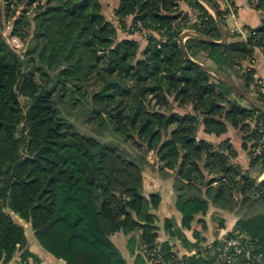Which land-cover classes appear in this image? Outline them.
Masks as SVG:
<instances>
[{
    "label": "trees",
    "instance_id": "1",
    "mask_svg": "<svg viewBox=\"0 0 264 264\" xmlns=\"http://www.w3.org/2000/svg\"><path fill=\"white\" fill-rule=\"evenodd\" d=\"M117 1L115 18L142 33L144 48L138 39H119L100 0H0V262L18 251L22 262L32 258L14 216L66 264H128L113 240L121 233L129 236L133 264H154L158 255L173 260L178 255L159 241L161 221L153 213L161 196L145 190L149 153L162 175L174 173L184 229L212 203L238 217L237 229L264 258V200L256 186L264 163L253 154L264 114L200 66L264 105L255 68L257 51H264V0H248L260 26L228 30L223 43L200 0ZM203 1L223 23L235 7L234 0ZM7 27L29 55L7 41ZM187 31L216 43L197 36L183 43ZM85 112L96 132L111 131L130 149L83 132L77 121ZM229 126L249 145L248 168L236 163L229 140L215 145L199 137L202 127L221 136ZM164 229L174 235L171 220Z\"/></svg>",
    "mask_w": 264,
    "mask_h": 264
},
{
    "label": "crops",
    "instance_id": "2",
    "mask_svg": "<svg viewBox=\"0 0 264 264\" xmlns=\"http://www.w3.org/2000/svg\"><path fill=\"white\" fill-rule=\"evenodd\" d=\"M235 7L232 14H229L227 19L231 17L233 21L232 26H228L227 19L224 26L227 31H234L241 29L243 26L252 28L259 27L261 18L258 13L250 8L248 0H234ZM225 1L222 2V8H225ZM185 11H190L187 5L183 4ZM256 78L259 83L264 84V51H257V58L255 62ZM255 99L256 97L250 93ZM199 137L218 145L224 140H229L238 153L236 163L244 168H248L250 164L249 145L246 147L244 136L239 129L232 126L228 127L225 134L216 136L207 134L202 127L199 131ZM150 165H146L144 170L145 175V190L148 194L158 193L161 196V205L158 210L153 213L160 219L159 241H169L172 245L173 251L179 256H196L201 253L200 246L204 241L216 239L217 236L224 235L237 230L236 222L238 217L227 210L217 208L210 203L208 212L205 215L199 214L196 216V223L191 230H186L181 226V215L176 210L177 192L174 189V173L167 170V174L162 175L159 172L158 164L155 161H149ZM155 162V163H154ZM264 175V174H263ZM261 176L258 180L263 178ZM168 219L174 223V235H170L164 229V220ZM18 223L25 227L28 238V249L32 253L30 258L31 264H66L64 260L57 259L48 251H46L34 237L33 231L29 224L21 219ZM115 244L118 246L128 264H133L134 257L128 250L129 236L118 234L113 238ZM21 251H18L15 257L7 262H0V264H17L21 256ZM36 259V260H34Z\"/></svg>",
    "mask_w": 264,
    "mask_h": 264
},
{
    "label": "built area",
    "instance_id": "3",
    "mask_svg": "<svg viewBox=\"0 0 264 264\" xmlns=\"http://www.w3.org/2000/svg\"><path fill=\"white\" fill-rule=\"evenodd\" d=\"M233 11L234 9L230 7V14ZM240 31L245 36V32ZM11 40L15 43L20 42L16 37L11 38ZM261 92L264 94V84ZM258 126L260 136L255 142L253 154L260 157L264 163V125L259 122ZM200 250L201 253L196 256L183 257L178 255L173 260H167L158 255L154 260V264H256L260 260L261 262L264 260L261 254L254 252V245L238 229L217 236L216 239L204 241L200 246ZM17 264H31V261L30 259L25 262L19 260Z\"/></svg>",
    "mask_w": 264,
    "mask_h": 264
},
{
    "label": "rangeland",
    "instance_id": "4",
    "mask_svg": "<svg viewBox=\"0 0 264 264\" xmlns=\"http://www.w3.org/2000/svg\"><path fill=\"white\" fill-rule=\"evenodd\" d=\"M100 1H101L102 6H103V13H104L105 17L109 21L113 22L118 28L119 39H123V38L138 39L141 42V45H142L141 48H144V46L146 45V41L144 40V36L142 35V33H140V32L131 33L132 28H130V27L122 28L121 24L115 18L114 9L117 7L118 1L117 0H100ZM21 9H22V7L19 8V11H21ZM233 21L234 20L231 17H229L227 19L228 26H232ZM187 32H190V31H187ZM3 34L6 37L7 41L13 47H15V48L18 47L16 50L21 52L23 56L29 55L32 52V51H28L26 49V46H27L26 43L24 44L21 41L19 43H15L10 39L11 29L9 27H7L4 30ZM25 51H26V53H24ZM22 102H23L24 107L26 108L28 106V102H26V100L24 98H22ZM79 113L77 112L75 114V116H73V119L76 120ZM83 114H84V116L81 117L80 119H78V121H77L79 128L83 132L94 135V136L98 137L99 139H101L102 141L109 143L111 145H114L115 147H117L118 149H121V150H122V148H128L129 147L119 135L113 134L111 131L110 132L109 131H102L100 133L96 132L98 130L97 128H95L94 126L88 125V120H89L88 118L90 117L89 116L90 114L88 112H85ZM101 130H103V129H101ZM128 149H130V148H128ZM148 159H149V161H155L157 163V160L152 153L148 154ZM144 168H145V166H144ZM14 218L17 221L19 219L17 216H14Z\"/></svg>",
    "mask_w": 264,
    "mask_h": 264
},
{
    "label": "water",
    "instance_id": "5",
    "mask_svg": "<svg viewBox=\"0 0 264 264\" xmlns=\"http://www.w3.org/2000/svg\"><path fill=\"white\" fill-rule=\"evenodd\" d=\"M208 9L209 11L212 13V15L215 17L217 23L219 24L222 34H223V39L222 41H220L219 43H223L227 41L228 35H227V31L226 28L224 26V23L222 21V19L219 17L217 11L208 3H206L203 0H200ZM191 36H197L199 38H202L203 40L209 41L211 43H216L213 40L199 34V33H195V32H184L182 34V41L184 43V41ZM189 57V56H188ZM190 58V57H189ZM200 66H202L205 70L209 71L210 73H212L213 75H215L216 77L222 79L223 81H225L227 84H229L235 91H237L242 97H244V99L250 103L255 109H257L258 111L262 112L264 114V105L258 101L257 99H255L250 93H248L247 91H245L244 89H242L238 84H236L233 80H231L230 78L226 77L223 74H220L219 72L211 69L208 66H205L203 64H200ZM258 191L260 193V195L262 196L263 200H264V177L261 178L260 180L257 181L256 184ZM261 264H264V260L261 262Z\"/></svg>",
    "mask_w": 264,
    "mask_h": 264
}]
</instances>
